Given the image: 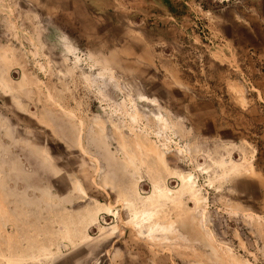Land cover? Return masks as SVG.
<instances>
[{
  "label": "rangeland",
  "instance_id": "374dc122",
  "mask_svg": "<svg viewBox=\"0 0 264 264\" xmlns=\"http://www.w3.org/2000/svg\"><path fill=\"white\" fill-rule=\"evenodd\" d=\"M0 170V264H264V0H0Z\"/></svg>",
  "mask_w": 264,
  "mask_h": 264
},
{
  "label": "crops",
  "instance_id": "0c3cea01",
  "mask_svg": "<svg viewBox=\"0 0 264 264\" xmlns=\"http://www.w3.org/2000/svg\"><path fill=\"white\" fill-rule=\"evenodd\" d=\"M13 168H14V167H13ZM13 168L11 169V172H13V171L16 172L15 169H13ZM0 171H2V170H0ZM39 178L41 179L40 176H39ZM20 179H21V177L19 176V177L15 178L16 181L12 182V181H11V177H10L9 179H6L5 177H2V178L0 177V189H3V190H4V189H5V188H4V184H5L6 182H9V181L13 183V184H12V185H13V188H16L17 185H19V189L22 187L23 190H24V189H27L29 186H30V187H31V186L34 187V185L28 184L27 181H25L24 183H22ZM40 189L43 190V189H45V187H44V186H43V187L40 186V187H39V190H40ZM7 190L9 191V193L6 192ZM6 191H5V192H6V195H9V194H10V197H12V196H11V193L13 192L12 189H6ZM12 194H14V192H13ZM15 194H16V193H15ZM15 194H14V196H15ZM25 200H26V201H24V202H25V205H24V207H23L24 210H25V212H26V209H27V212H29V213L33 214L34 216H36L37 211H38V209L36 208L37 203H38V202H36L37 200H36V201H34V200H30V201H29V199H28V200L25 199ZM44 205L47 207V208L44 210V213H47L49 206L47 205V203H45ZM50 207H51V206H50ZM44 213H43V215H44ZM33 215H31V217H32ZM16 238H18L19 241H20V238H21V237L18 235V236L15 237V239H16ZM20 242H21V241H20ZM4 253L6 254V251H5Z\"/></svg>",
  "mask_w": 264,
  "mask_h": 264
}]
</instances>
